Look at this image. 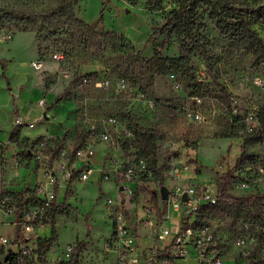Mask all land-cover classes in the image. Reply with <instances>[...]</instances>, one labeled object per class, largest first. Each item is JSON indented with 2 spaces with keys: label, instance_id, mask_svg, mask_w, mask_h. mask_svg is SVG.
Returning a JSON list of instances; mask_svg holds the SVG:
<instances>
[{
  "label": "rangeland",
  "instance_id": "rangeland-1",
  "mask_svg": "<svg viewBox=\"0 0 264 264\" xmlns=\"http://www.w3.org/2000/svg\"><path fill=\"white\" fill-rule=\"evenodd\" d=\"M59 1L0 0L2 189L17 199L18 192L34 186L37 177L42 182L47 180L46 168L55 166L59 171L65 163L78 166L70 153L74 146L89 141L96 150L94 172L88 180L68 182L66 190L58 195L60 203L53 214L52 224L38 229V234L46 239L52 236L53 229L56 230L57 239L49 248L52 254H60L68 245L76 248L80 242H85L65 263L76 253L77 264L128 263L123 259L127 250L122 248L118 237L116 202L124 203L126 234L137 237L139 248L146 249L156 243V229L143 226L146 214L166 219L161 194L163 185L170 192H183L192 187L200 191L231 172L235 176L230 189L232 194L239 196L264 191V173L244 171L246 161L251 158H257L264 165V146L252 141L243 148L244 135L258 125V111L264 108V68L256 64L251 55L231 46L208 11L202 14V33L208 38L207 49L219 72L218 80L237 105L233 111L223 92L215 85L210 86L211 93L195 103L191 88L177 73L156 76L150 85L148 73L142 77L140 85L117 73L114 66L126 64L122 62L124 58L118 57L122 54L110 49L101 53L96 45L85 47L76 41L70 43L67 35L57 29L56 20H45L42 14ZM174 7V0H166L161 8L156 9L150 8L147 0H106L105 3L104 0H79L73 11L80 19L91 23L99 21L97 39L103 41L100 33L114 30L127 39L140 56L150 57L161 39L152 35L154 27L162 24ZM19 16L35 17L37 22L24 30L15 25ZM10 17L14 19L7 20ZM254 28L264 39V25L256 24ZM64 50L67 52L63 56ZM56 52L61 53L62 58H55ZM179 52L180 40L172 37L163 54L175 56ZM34 61H41L40 69L33 66ZM192 64L196 75L202 79L206 65L199 54H193ZM84 74H88L89 80L81 83ZM103 77L110 79L108 87L96 85ZM75 78L78 79L73 83ZM120 81H124L125 88H118ZM68 87L70 94L57 101ZM139 87L156 101L154 107L136 98ZM42 99L46 101L45 106L38 103ZM167 104L177 105L179 109L194 104L203 119L188 121L178 113L175 122H171L167 119ZM113 116L119 118L118 124L110 123L109 118ZM18 118L26 123L20 126L11 141L9 135L18 126ZM29 122L34 126L27 125ZM242 122L246 124L244 129ZM127 124L157 132L160 147L156 168L163 166L161 173L148 169L142 172V158L136 148L124 149L122 125ZM93 128L98 133L105 131L110 139L87 140ZM40 137H48L44 148L39 145ZM188 148H192L196 155L194 164L186 161ZM61 150H65V154L68 152V157H61ZM35 153L40 154L39 159ZM52 153L56 159L47 166V158ZM241 155L243 159L239 162ZM222 156L227 158L225 165L219 162ZM126 160H130L137 173L132 181L124 184L118 180L115 170ZM102 166L103 171H99ZM180 211H174L166 220L165 226L170 228V234L160 244H170L178 233ZM200 221L209 224L219 241L223 264H249L253 256H264V241L251 236H246L242 247L236 246L239 229L226 216L205 215L200 216ZM148 232L150 235H146ZM243 252L246 257L242 256ZM189 262L196 264L195 258Z\"/></svg>",
  "mask_w": 264,
  "mask_h": 264
},
{
  "label": "trees",
  "instance_id": "trees-1",
  "mask_svg": "<svg viewBox=\"0 0 264 264\" xmlns=\"http://www.w3.org/2000/svg\"><path fill=\"white\" fill-rule=\"evenodd\" d=\"M133 2L134 0H126ZM166 0H147L150 8H161ZM176 7H174L164 22L154 27L152 35L160 37L157 43L154 54L150 57L140 56L134 49V46L123 36L114 30L101 32L103 41L97 39V25L99 21L88 22L85 19L76 17L73 8L78 4L79 0H60L59 3L49 11L43 13L46 21L56 20L60 29L67 35L68 41L71 43L76 41L83 44L85 47L96 45L99 52H106L110 49L112 52L122 54L118 57L124 58L122 62L126 64L117 63L114 70L122 75L129 77L140 85L143 76L148 73L149 82L152 84L156 76L165 75L168 72L179 74L187 82L191 88L192 97L203 98L207 93H211V85L218 86L223 92L225 101L234 109L237 105L233 103V97L227 93L225 88L219 82V72L216 69L213 56L207 49L208 38L202 33V14L207 12L209 16L215 21L218 30L230 42L231 46L236 49H242L245 53L251 55L253 61L264 68V39L254 28L256 24L264 25V0H174ZM106 0H104V3ZM13 17L7 20H13ZM101 19V18H100ZM37 22L35 17L19 16L15 19V25L24 30L28 25H35ZM172 37L180 40V52L175 56H167L163 54V49L169 43ZM67 51L64 50L63 56ZM125 53V54H123ZM193 54H199L206 65L204 77L199 79L196 75L195 67L192 64ZM125 55V56H123ZM124 65V66H122ZM89 80L88 74H84L80 78ZM124 77V76H123ZM78 78L73 80L76 82ZM124 80V79H123ZM139 90L141 88L139 87ZM144 92V90L142 91ZM145 93V92H144ZM70 94V87H68L63 94H61L57 101H60L65 95ZM146 94V93H145ZM183 109H179L177 105L167 104V119L175 122L177 114L181 113L183 116ZM241 119V118H238ZM258 125L252 127L243 137V148L249 142H259L264 146V108H260L257 114ZM245 122H242V129L245 128ZM126 127L132 131L133 137H124V149L129 151L133 146L137 150L140 158H142L147 165V168L152 171L161 173L163 166H157V152L159 150L158 134L152 129H144L141 126L127 124ZM20 126H16L10 132L9 138L12 141L16 133L19 132ZM42 137V136H41ZM39 138L40 142L42 138ZM83 144L80 143L78 145ZM54 151V150H52ZM57 151V150H56ZM55 153V152H54ZM245 152H243V155ZM54 154L52 153L47 161V166H51L54 161ZM126 155V154H125ZM130 155V154H128ZM126 155V156H128ZM129 157V156H128ZM186 161L194 164L197 161L196 155L192 148H188L185 154ZM226 157L222 156L220 161L222 165L226 164ZM243 159L241 155L239 162ZM264 165L257 159L251 158L246 161L244 171L258 172V167ZM235 176L231 172L217 180L216 185L218 189V199L215 204H204L198 209L196 217V225H206L202 223L200 216L220 214L226 216L229 221L239 229L237 236H251L253 238L264 241V191L249 193L246 195H234L230 192ZM3 180L0 173V196L4 193L12 194L2 189ZM30 192V188L18 192L19 201L23 196ZM166 203V201H164ZM58 206L52 211V216ZM166 212V207L164 209ZM54 228V227H53ZM89 233V230H88ZM236 236V237H237ZM57 239L56 230L53 229V234L49 239H44L39 243V249H49L50 245ZM85 242H80L74 250H80ZM78 253L73 256L69 262L62 264H77ZM264 263V256H253L249 264Z\"/></svg>",
  "mask_w": 264,
  "mask_h": 264
},
{
  "label": "built area",
  "instance_id": "built-area-1",
  "mask_svg": "<svg viewBox=\"0 0 264 264\" xmlns=\"http://www.w3.org/2000/svg\"><path fill=\"white\" fill-rule=\"evenodd\" d=\"M54 57L62 58V54L56 52ZM33 66L40 69L42 63L41 61H34ZM171 75L174 76V74ZM87 81V78L84 77L83 82ZM256 81L260 83V80L257 79ZM96 85L98 87H108L110 79L103 77L96 82ZM117 86L122 89L126 87V84L124 81H120ZM136 98L151 107L156 105L154 99L140 90H137ZM192 99L195 103L201 100L199 97H192ZM38 103L41 106L46 105L44 99L39 100ZM183 117L188 121L203 119L200 109L194 104L184 109ZM109 120L112 124H118L119 122V118L116 116L110 117ZM25 123L23 119H17L18 126H22ZM27 125L34 126L32 122L27 123ZM89 132L87 140L92 138L100 140L110 139L109 134L105 131L98 133L93 128ZM122 133L124 137H133L132 131L123 125ZM47 141L48 137H44L39 142V145L44 148L47 145ZM70 153L74 161L79 164L78 166H70L65 163L62 164L59 171L55 169V166L46 168L47 180L42 182L37 177L34 186L29 187L30 192L23 196L20 201L19 198L14 199L13 195L9 193H4L0 196V264H62L66 259L70 258L75 248L74 245L66 246L60 254H52L50 249H39L40 241L46 238L38 234L39 228L52 224V211L60 203L58 195L62 190H66L68 182L73 179L88 180L95 170L93 157L96 155V150L90 145L89 141L74 146L70 149ZM60 154L61 157H68V152L65 154V150H61ZM35 157L39 159L40 154H36ZM55 159L56 156H54ZM126 161L115 170L118 180L124 184L132 181L137 173L130 160ZM141 162V171H148L146 162L143 159H141ZM103 167L98 170L103 171ZM185 169H187V166H185ZM258 172L264 173V168L259 166ZM217 194L216 183L206 185L200 191L196 187L189 188L183 192L168 191L167 199H162L163 213L167 214L166 219L160 220L156 215L146 214L143 226L144 228L156 229L154 234L156 243L143 250L139 248L137 237L131 233L126 234L125 214L122 212L124 203L117 200L118 237L122 248L127 250L123 256V259L128 262L126 264H192L189 262L191 258H195L196 264H223V252L220 243L210 230V227L196 225L199 207L207 203L215 204L218 199ZM184 195L186 199H184ZM109 202L111 203L112 200H109ZM165 207L166 212H164ZM179 210H181V225L178 233L170 244H160L170 234V228L165 226L166 220L174 211ZM146 235H150V232L146 233ZM246 239V236H237L235 240L236 246L242 247ZM191 251H193V254H191ZM62 253L63 255H61ZM242 256L246 257V252H243Z\"/></svg>",
  "mask_w": 264,
  "mask_h": 264
},
{
  "label": "water",
  "instance_id": "water-1",
  "mask_svg": "<svg viewBox=\"0 0 264 264\" xmlns=\"http://www.w3.org/2000/svg\"><path fill=\"white\" fill-rule=\"evenodd\" d=\"M120 190H123V187H120ZM168 187L163 185L161 187V194H162V199H167V196H168ZM184 199H186V196L184 195Z\"/></svg>",
  "mask_w": 264,
  "mask_h": 264
}]
</instances>
